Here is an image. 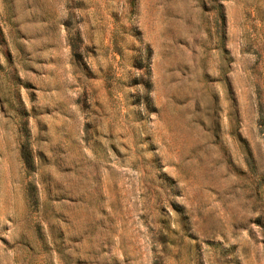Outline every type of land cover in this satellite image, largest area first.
<instances>
[{
	"label": "rangeland",
	"instance_id": "374dc122",
	"mask_svg": "<svg viewBox=\"0 0 264 264\" xmlns=\"http://www.w3.org/2000/svg\"><path fill=\"white\" fill-rule=\"evenodd\" d=\"M0 264H264V0H0Z\"/></svg>",
	"mask_w": 264,
	"mask_h": 264
}]
</instances>
